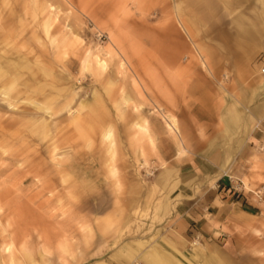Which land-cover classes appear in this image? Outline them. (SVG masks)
Returning <instances> with one entry per match:
<instances>
[{"label": "rangeland", "instance_id": "374dc122", "mask_svg": "<svg viewBox=\"0 0 264 264\" xmlns=\"http://www.w3.org/2000/svg\"><path fill=\"white\" fill-rule=\"evenodd\" d=\"M253 103L264 0H0V264H145L154 243L184 264H264ZM230 131L207 213L186 161ZM190 202L202 218L180 228Z\"/></svg>", "mask_w": 264, "mask_h": 264}, {"label": "crops", "instance_id": "0c3cea01", "mask_svg": "<svg viewBox=\"0 0 264 264\" xmlns=\"http://www.w3.org/2000/svg\"><path fill=\"white\" fill-rule=\"evenodd\" d=\"M246 32L248 34H253L251 30ZM263 108L264 106L262 104L257 105L256 103L255 104L253 103L252 106H250V111H252L251 114H253L252 115L253 118L260 117L258 115L260 113V109ZM234 116L232 117V119H228L227 122L230 121L236 122L238 120V117L235 119ZM248 121H250V119ZM146 127L147 128L145 133L147 135V139L148 137L152 138V136L149 134L148 131V120L146 123ZM136 132L138 131L136 130ZM249 132L247 131V134ZM175 134H179V129L178 132ZM232 134L233 132L230 131V133L228 132V134L222 135L221 138L220 136L217 138L210 136L208 137L206 142L199 141L194 143L195 144L194 147L197 150L194 151V153H192L191 155V158L186 161L187 169L189 172H191L190 177L188 176L187 180L185 181L187 188L186 193L187 192L190 193L189 191L191 190V192L193 193L195 192V196H196V194L200 191L201 193L199 195L202 194L204 196L205 203L203 207L204 210L207 211V213H211L209 212V208L212 205H214L212 203V201L214 200V196H213L214 193L212 192L211 189L203 192L204 191L203 187H205L207 179L214 177L218 173V171L225 169L228 166V164L231 162L232 156L235 155V152L233 151L226 153L225 151H222L220 149L221 148L236 149L238 147H241V144H239L238 142L240 136L238 135L233 136ZM146 135H144L143 138ZM246 137L248 138V135H246ZM140 140L141 139L139 138L137 143L139 150L138 152L139 154L143 155L146 138H144L141 141ZM148 143L151 146V149L154 150L155 148L154 140H153V145H151L149 139H148ZM195 188H197V190ZM188 195L190 196V194ZM208 203H210V205ZM196 205L197 204H192L190 202V203H186V205H184V207L182 208L177 207L176 213L178 214V216L175 219L176 220V222H174L175 225L179 224L180 228H183L186 226L188 221L199 220L200 218H202L199 215L198 211L195 210ZM169 246H171V249H173L176 253L181 254V251L176 247V245L173 242H169ZM142 255L145 260V264H184V262L180 261L172 252H170L169 250H167L166 248L162 247L157 243H154L150 248L142 252ZM219 259H221V257H219Z\"/></svg>", "mask_w": 264, "mask_h": 264}, {"label": "bare ground", "instance_id": "6f19581e", "mask_svg": "<svg viewBox=\"0 0 264 264\" xmlns=\"http://www.w3.org/2000/svg\"><path fill=\"white\" fill-rule=\"evenodd\" d=\"M105 60V59H104ZM7 93V92H6ZM163 115V114H162ZM164 116V115H163ZM167 119V127H168V129L170 130V131H172V132H175V133H177L178 132V125H177V123H176V120L173 118V117H168V118H166ZM146 123H147V120H146V118H144L143 119V122L142 123H135L134 124V127L137 129V131L138 132H140L141 134V140H143L144 138H146V136L143 138V136L144 135H146ZM109 136H110V133H109ZM148 139H149V141H150V143L151 144H153V140H152V138H150V137H148ZM114 169V168H113ZM10 242V241H9ZM12 243H13V241H12ZM10 246H14L13 244L11 245V243H9V245H8V249H6V250H9V253H10V248H12V247H10ZM14 249V248H13ZM12 249V250H13ZM12 254H10V256H9V261H8V264H16L15 263V261H14V259H13V255L11 256Z\"/></svg>", "mask_w": 264, "mask_h": 264}, {"label": "built area", "instance_id": "2783aa9c", "mask_svg": "<svg viewBox=\"0 0 264 264\" xmlns=\"http://www.w3.org/2000/svg\"><path fill=\"white\" fill-rule=\"evenodd\" d=\"M260 148H261V149H263V148H264V139L261 141Z\"/></svg>", "mask_w": 264, "mask_h": 264}]
</instances>
